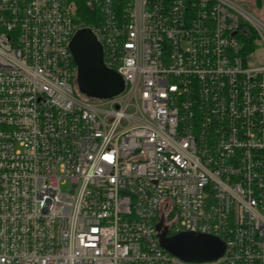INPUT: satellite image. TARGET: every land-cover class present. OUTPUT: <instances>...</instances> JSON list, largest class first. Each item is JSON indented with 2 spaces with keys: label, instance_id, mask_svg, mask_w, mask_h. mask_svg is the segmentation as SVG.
<instances>
[{
  "label": "built area",
  "instance_id": "2783aa9c",
  "mask_svg": "<svg viewBox=\"0 0 264 264\" xmlns=\"http://www.w3.org/2000/svg\"><path fill=\"white\" fill-rule=\"evenodd\" d=\"M240 2L0 0V264H264V22ZM85 28L111 101L78 91ZM158 224L224 255L184 261Z\"/></svg>",
  "mask_w": 264,
  "mask_h": 264
},
{
  "label": "water",
  "instance_id": "95a60500",
  "mask_svg": "<svg viewBox=\"0 0 264 264\" xmlns=\"http://www.w3.org/2000/svg\"><path fill=\"white\" fill-rule=\"evenodd\" d=\"M77 67L76 85L79 93L97 102L111 101L125 91L123 78L104 64L101 43L88 29L79 30L69 45ZM160 246L170 254L187 262H212L224 255V243L213 236L181 233L173 237L163 232L161 224L156 226Z\"/></svg>",
  "mask_w": 264,
  "mask_h": 264
},
{
  "label": "rangeland",
  "instance_id": "374dc122",
  "mask_svg": "<svg viewBox=\"0 0 264 264\" xmlns=\"http://www.w3.org/2000/svg\"><path fill=\"white\" fill-rule=\"evenodd\" d=\"M240 6L246 12L261 19L264 22V0H241ZM259 62H264V47H262L257 53V60L253 61V63L256 65H258ZM177 230H181L179 224L173 228L171 237H173V233Z\"/></svg>",
  "mask_w": 264,
  "mask_h": 264
},
{
  "label": "trees",
  "instance_id": "16d2710c",
  "mask_svg": "<svg viewBox=\"0 0 264 264\" xmlns=\"http://www.w3.org/2000/svg\"><path fill=\"white\" fill-rule=\"evenodd\" d=\"M81 21L84 22V25L87 26H91L92 24L95 23V19H94V15L93 13L85 8V6H81L80 7V12H79Z\"/></svg>",
  "mask_w": 264,
  "mask_h": 264
},
{
  "label": "flooded vegetation",
  "instance_id": "af4514ba",
  "mask_svg": "<svg viewBox=\"0 0 264 264\" xmlns=\"http://www.w3.org/2000/svg\"><path fill=\"white\" fill-rule=\"evenodd\" d=\"M165 231V229H163V232ZM168 231V230H167Z\"/></svg>",
  "mask_w": 264,
  "mask_h": 264
}]
</instances>
